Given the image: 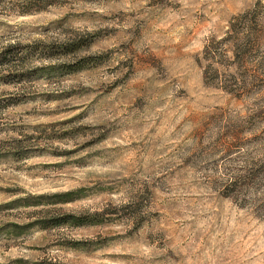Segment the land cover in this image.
Wrapping results in <instances>:
<instances>
[{
    "label": "rangeland",
    "instance_id": "374dc122",
    "mask_svg": "<svg viewBox=\"0 0 264 264\" xmlns=\"http://www.w3.org/2000/svg\"><path fill=\"white\" fill-rule=\"evenodd\" d=\"M3 52L0 264H264V0H0Z\"/></svg>",
    "mask_w": 264,
    "mask_h": 264
},
{
    "label": "trees",
    "instance_id": "16d2710c",
    "mask_svg": "<svg viewBox=\"0 0 264 264\" xmlns=\"http://www.w3.org/2000/svg\"><path fill=\"white\" fill-rule=\"evenodd\" d=\"M31 1H36V0H23V2H25V3H29V2H31ZM15 47H10V48H8V49H14ZM75 50H77V49H75ZM4 54V52L3 53H0V55H3ZM66 222H72V218H71V220H69V219H67V221ZM76 224H78V225H82L83 224V221H82V223L80 222V220L79 219H76Z\"/></svg>",
    "mask_w": 264,
    "mask_h": 264
}]
</instances>
